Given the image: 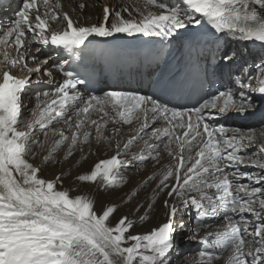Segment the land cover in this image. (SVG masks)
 Masks as SVG:
<instances>
[{"label": "snow or ice", "instance_id": "6c2138e0", "mask_svg": "<svg viewBox=\"0 0 264 264\" xmlns=\"http://www.w3.org/2000/svg\"><path fill=\"white\" fill-rule=\"evenodd\" d=\"M43 3L47 11L41 15L37 0H23L18 19L0 35V45L11 41L18 53L16 58L9 59L5 51L0 61L8 66L0 78V264H114L113 256L123 257L124 264H166L175 247L174 218L182 214V208L165 200L167 222L147 234L132 235L129 230L134 225L127 216H121L110 226L115 205L97 213L93 199L79 195L72 198L67 191L57 190L59 176L55 180L38 176L41 169L29 161V157L36 155L33 148L44 143L38 139L37 130L47 137L53 122L64 119L66 107L82 99L75 90L83 81L76 72L64 70L63 63L55 64L63 73L62 82L52 92L37 93V97L56 98L43 107L38 105L29 120H22V95L31 83V74L39 73L40 65H47L51 58L46 57L35 68L29 67L28 59L36 62L38 57H26L20 54L21 50L28 43V33L44 45L70 53L78 50L77 56L94 36L106 38L124 33L163 40L179 37L187 45V73H199L203 69L207 75L208 64L221 51L220 38L184 37L181 30H187L190 25L200 26L204 18L213 34L264 46V0H179L178 5L145 0L143 8L122 9L128 13L127 19L120 10L105 5L103 22L88 26L74 22L67 12H55L49 0ZM55 7H60L59 3ZM33 13L35 24L31 23ZM61 16L66 25L64 30L51 31L49 20L58 21ZM234 57L235 53L225 51L224 65H231ZM16 67L29 75H13L9 69ZM254 67L253 73L246 64L242 65L230 79L232 88L218 90L193 108L172 107L152 96L130 92L107 91L103 96H89L77 109L75 121L71 116L64 119L70 135L65 134L64 128L51 129L53 134L58 132L60 139L45 162L67 141L70 144L65 159L73 155L78 145L90 143L89 125L95 126L97 142L108 139L102 130L108 121L98 123L88 117L93 108L98 107L108 116L106 106L111 104L124 124L143 117L136 134L122 146L117 143V151L111 158L97 162L89 174L78 179L93 183L99 179L103 187H116L125 182L121 168L149 160L160 164L163 147L172 162L159 173L158 191L166 192L169 198H180L184 208L192 205L205 215L210 212L223 217L224 223L216 232H207L197 241L208 246L198 253L201 264H213L225 258L224 253H227L225 264H264V138L258 141L251 129L242 131L209 123L218 115L255 110L252 93L264 96V61ZM44 74L53 77L50 69H45ZM171 83L173 87L182 85L179 72ZM161 120L165 126L156 127ZM138 141L144 145L141 151L122 159V154ZM253 147L257 152L249 153L247 150ZM241 168H255L259 174L241 172ZM154 178L155 174L148 177ZM245 178L248 182H241ZM244 213L254 219H247ZM128 240L135 243L124 247Z\"/></svg>", "mask_w": 264, "mask_h": 264}, {"label": "bare ground", "instance_id": "6f19581e", "mask_svg": "<svg viewBox=\"0 0 264 264\" xmlns=\"http://www.w3.org/2000/svg\"><path fill=\"white\" fill-rule=\"evenodd\" d=\"M160 2L168 5H178L176 0H157V3ZM57 3H59L60 7H55ZM81 4H85L86 7L82 9L80 7ZM144 4V0H55L53 3V10L57 9L59 12H67L87 26L96 23L99 17L104 15L103 9L105 5L111 6L110 9L113 7L114 10H117V7L123 9L125 7L130 9L132 7L143 8ZM152 10L157 11L159 9L153 8ZM120 11L124 18H129L127 12L123 13L122 10ZM135 15L136 14L133 13V16ZM30 37L29 43L34 48L31 53L29 52V55L24 52L22 53L23 55L26 57L35 55L38 57V61H43L46 57L51 56L52 49L41 45L39 41H35ZM223 48H225L223 52L235 53L238 59H245L246 57L244 44L240 40L228 37ZM249 56L254 55L250 54ZM255 58L260 62L264 61V55L256 54ZM51 63L55 64L56 61H52ZM29 64L31 63L29 62ZM33 64L35 63H32V65ZM43 78L52 80L54 76L49 78L44 74ZM38 92L41 93V91H33L28 93V96L22 97L24 106L22 110V120H29L33 110L37 109L38 105L43 107L49 102V100L42 95L37 97ZM98 114L99 113L96 112L92 113L89 119H95L98 123H103L105 120L108 121L107 125L102 129L108 139L97 142L95 138V126L89 125L87 130L91 132V142L78 145L73 155L67 159H65V154L68 150L70 141L60 145V147L52 153V159L45 162V157L49 156L51 149L55 147V142L60 139L58 132L53 134L51 129L64 128L66 135L71 134V130L65 127L64 120H60L59 122L54 121L48 130L47 137H44L43 134L37 130V137L40 135L38 139L44 141V143L42 147L37 146L33 148V152H35L36 155L34 157H29V161L41 169L38 176L45 180H55L58 175L63 184L62 189L67 191L70 197L74 198L79 195L93 199L94 208L99 212H101L102 208L115 205V212L109 220L110 226L115 225L116 221L121 216H127L134 225L133 228L129 230L132 235H144V233L149 231L150 228L163 219L166 212L163 204L166 199L182 206V214L177 215V218L185 222L186 208H184L181 199L176 196L168 198L166 192H159L157 188L160 171L164 170V167L172 162V158L165 152L163 147H161L160 164H156L155 161L151 160L144 164L134 163L130 168L120 171V175L124 178L125 182L116 187H103L101 183L97 181L93 183L80 181L78 179L82 174H89L93 166L101 159H104L107 155H110V157L114 155L117 151V143L122 146L134 133V127L131 128L129 125L124 124L120 120V117L113 111L108 109V116L105 118H98ZM71 117L73 121L77 119L76 114H72ZM21 127H23V125H21ZM114 129H118L119 131H113ZM253 132L256 134L258 141L264 138L261 137V134L264 133V125L256 127ZM143 147V142L138 141L132 145L128 152L123 153L122 156H124L125 159H129L132 153H139ZM247 151L249 153H256L257 149L253 147L249 148ZM240 171L259 174V170L255 168H241ZM154 174L155 178L149 180L148 177ZM56 189L59 190L58 187H56ZM133 192L136 194L129 199V196ZM141 217H143V219H141ZM180 228V233L177 234V243H179L180 250L171 251L166 264H200L199 257L191 252V245L192 243L201 244L193 239L185 223ZM207 232H209V230H195L192 234L197 233L195 234L196 236H204ZM133 243L135 242L128 240L123 246L129 247L132 246ZM112 258L114 264H124L123 257L113 256Z\"/></svg>", "mask_w": 264, "mask_h": 264}, {"label": "rangeland", "instance_id": "374dc122", "mask_svg": "<svg viewBox=\"0 0 264 264\" xmlns=\"http://www.w3.org/2000/svg\"><path fill=\"white\" fill-rule=\"evenodd\" d=\"M29 104H30V102H29Z\"/></svg>", "mask_w": 264, "mask_h": 264}]
</instances>
